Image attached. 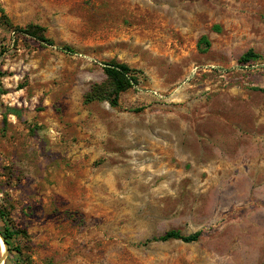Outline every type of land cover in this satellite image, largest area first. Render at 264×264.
Returning a JSON list of instances; mask_svg holds the SVG:
<instances>
[{"label":"rangeland","instance_id":"374dc122","mask_svg":"<svg viewBox=\"0 0 264 264\" xmlns=\"http://www.w3.org/2000/svg\"><path fill=\"white\" fill-rule=\"evenodd\" d=\"M0 6L55 43L0 25V207L27 233L7 264H262L264 0ZM114 60L139 85L85 103ZM172 230L202 237L148 242Z\"/></svg>","mask_w":264,"mask_h":264},{"label":"trees","instance_id":"16d2710c","mask_svg":"<svg viewBox=\"0 0 264 264\" xmlns=\"http://www.w3.org/2000/svg\"><path fill=\"white\" fill-rule=\"evenodd\" d=\"M0 25L10 26L14 33L22 34L27 38L34 39L48 46H54L55 43L53 40L46 36V29L39 25H28L25 28L19 26H13L8 20L7 16L4 13L3 8L0 6ZM206 45L209 46V43L206 42ZM60 49L69 54H76L74 48L70 46H62ZM259 56L256 55L253 51L245 53L240 58V63L247 64L257 59ZM104 74L106 76L105 81L101 83H95L90 91L85 95V103L93 102H107L112 107H118L120 105V99L123 93L137 87L140 83V76L138 72L131 68L126 63H121L118 61H111L105 63L103 67ZM0 77H3V74L0 72ZM0 221L3 223V226L0 227V232L4 241L7 243L9 251L13 252L11 247V242L19 235L23 234L27 236L26 231L20 230L13 225L10 214L6 208L0 207ZM202 237V232H197L191 235H184L180 231H168L164 235L153 238L148 242H168L171 240H180L184 243H194L198 242ZM20 253V250H16ZM15 264H20L14 262ZM264 264V261L262 262Z\"/></svg>","mask_w":264,"mask_h":264},{"label":"water","instance_id":"95a60500","mask_svg":"<svg viewBox=\"0 0 264 264\" xmlns=\"http://www.w3.org/2000/svg\"><path fill=\"white\" fill-rule=\"evenodd\" d=\"M0 238L3 240L4 245H5V247H6V250H5V252L2 254L1 259H0V264H2V263H4V262L7 260V258H8V255H9V248H8L7 243L4 241V238H3L2 235H1V232H0Z\"/></svg>","mask_w":264,"mask_h":264},{"label":"bare ground","instance_id":"6f19581e","mask_svg":"<svg viewBox=\"0 0 264 264\" xmlns=\"http://www.w3.org/2000/svg\"><path fill=\"white\" fill-rule=\"evenodd\" d=\"M0 242H1V253H4L6 250V247H5L4 242L1 238H0Z\"/></svg>","mask_w":264,"mask_h":264},{"label":"crops","instance_id":"0c3cea01","mask_svg":"<svg viewBox=\"0 0 264 264\" xmlns=\"http://www.w3.org/2000/svg\"><path fill=\"white\" fill-rule=\"evenodd\" d=\"M0 259H1V257H0ZM8 262V261H7ZM7 262L5 261L4 263H2V264H7ZM10 263V262H9ZM11 264H15L14 262L13 263H11Z\"/></svg>","mask_w":264,"mask_h":264}]
</instances>
